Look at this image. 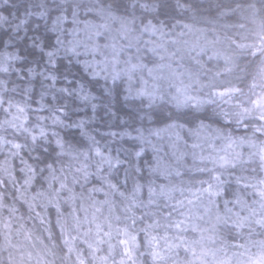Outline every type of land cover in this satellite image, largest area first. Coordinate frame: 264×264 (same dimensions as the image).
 Listing matches in <instances>:
<instances>
[{
	"label": "clouds",
	"instance_id": "clouds-1",
	"mask_svg": "<svg viewBox=\"0 0 264 264\" xmlns=\"http://www.w3.org/2000/svg\"><path fill=\"white\" fill-rule=\"evenodd\" d=\"M0 264H264V0H0Z\"/></svg>",
	"mask_w": 264,
	"mask_h": 264
}]
</instances>
